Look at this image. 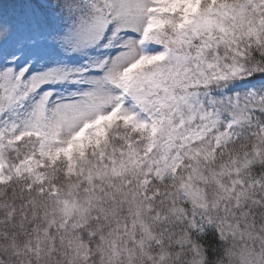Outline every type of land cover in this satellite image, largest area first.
<instances>
[{"label":"snow or ice","instance_id":"6c2138e0","mask_svg":"<svg viewBox=\"0 0 264 264\" xmlns=\"http://www.w3.org/2000/svg\"><path fill=\"white\" fill-rule=\"evenodd\" d=\"M0 264H264V0H0Z\"/></svg>","mask_w":264,"mask_h":264}]
</instances>
